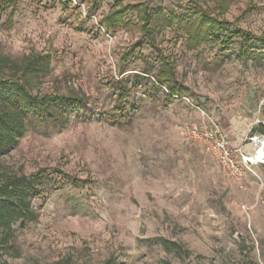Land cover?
<instances>
[{
	"label": "rangeland",
	"instance_id": "1",
	"mask_svg": "<svg viewBox=\"0 0 264 264\" xmlns=\"http://www.w3.org/2000/svg\"><path fill=\"white\" fill-rule=\"evenodd\" d=\"M9 1L0 76L49 56L47 73L27 77L32 92L82 105L30 122L0 157V182L44 175L37 221L0 231V264H264V164L240 185L184 134L218 126L233 149H264V49L195 45L169 19L204 11L264 39V0ZM163 60L174 75L158 86Z\"/></svg>",
	"mask_w": 264,
	"mask_h": 264
},
{
	"label": "trees",
	"instance_id": "2",
	"mask_svg": "<svg viewBox=\"0 0 264 264\" xmlns=\"http://www.w3.org/2000/svg\"><path fill=\"white\" fill-rule=\"evenodd\" d=\"M95 4L97 0H90ZM10 1H0V20L4 10L9 7ZM134 9V8H133ZM119 9L115 15L125 13ZM114 19V20H113ZM169 19L177 24L185 33L191 43L195 45L210 41L219 43L224 49L232 42V38H239L242 43L240 55L245 57L254 50L264 49V39L253 34H247L240 30H230L228 23L212 18L204 11L195 13L192 20L169 16ZM113 16L107 18V24L115 25ZM153 22L151 14L144 9L143 16L139 20L140 27L145 34H150V25ZM113 23V24H112ZM261 43V46H258ZM8 61H1L0 66ZM164 70L157 75L158 86L169 84L174 69L163 60ZM21 76H0V157L9 153L13 145L24 134L32 121L64 122L71 109L82 105L80 99H72L64 96L44 95L39 96L32 92L28 86V76L38 77L48 72L50 57H27L20 66H14ZM173 96L182 94L174 88H170ZM121 95H123L121 93ZM264 134V127L258 129ZM44 175L38 173L34 176L11 175L0 182V231L11 228L15 224L33 223L38 219V212L33 207V199L40 194Z\"/></svg>",
	"mask_w": 264,
	"mask_h": 264
},
{
	"label": "built area",
	"instance_id": "3",
	"mask_svg": "<svg viewBox=\"0 0 264 264\" xmlns=\"http://www.w3.org/2000/svg\"><path fill=\"white\" fill-rule=\"evenodd\" d=\"M184 134L190 145L202 148L231 180L240 185L245 182L251 165L264 164V149L259 148L255 155H249L242 149H233L228 137L218 126L202 127L193 122L186 123ZM252 142L262 144L258 137L253 138Z\"/></svg>",
	"mask_w": 264,
	"mask_h": 264
},
{
	"label": "crops",
	"instance_id": "4",
	"mask_svg": "<svg viewBox=\"0 0 264 264\" xmlns=\"http://www.w3.org/2000/svg\"><path fill=\"white\" fill-rule=\"evenodd\" d=\"M245 152H247V151H245ZM249 153V152H248Z\"/></svg>",
	"mask_w": 264,
	"mask_h": 264
}]
</instances>
